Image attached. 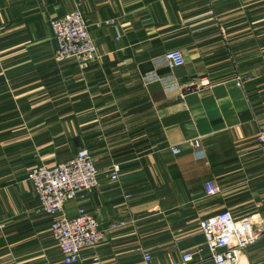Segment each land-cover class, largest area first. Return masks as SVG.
<instances>
[{
    "label": "crops",
    "instance_id": "1",
    "mask_svg": "<svg viewBox=\"0 0 264 264\" xmlns=\"http://www.w3.org/2000/svg\"><path fill=\"white\" fill-rule=\"evenodd\" d=\"M76 10L99 52L85 70L55 58L51 22ZM176 49L185 65L166 66ZM195 78L210 85L187 91ZM263 124L264 0H0V264H65L28 174L81 148L100 185L64 211L85 206L105 239L76 264H169L188 250L200 251L190 264H215L199 223L224 211L260 234L241 264H264Z\"/></svg>",
    "mask_w": 264,
    "mask_h": 264
},
{
    "label": "built area",
    "instance_id": "2",
    "mask_svg": "<svg viewBox=\"0 0 264 264\" xmlns=\"http://www.w3.org/2000/svg\"><path fill=\"white\" fill-rule=\"evenodd\" d=\"M51 26L57 42L56 61L75 60L79 68L85 70L98 60L99 52L91 34V25L82 11L76 10L56 18L52 20ZM164 60L168 67L185 65L184 55L178 49L168 51ZM236 84L244 86L242 76L236 77ZM208 85V80L195 78L186 84L185 89L194 91ZM256 140L264 156V124L261 125ZM189 144L198 148L200 139L189 141ZM171 151L179 154L182 148L172 145ZM120 172V164H113L111 179L118 180ZM28 179L32 183L40 209L54 216L51 224L52 236L63 254L64 263H80L85 248L97 246L105 239V231L101 228L99 220L85 206H80L75 216H69L64 211L67 202L87 196L100 185L98 169L91 152L87 148H81L72 158L55 166H35L30 170ZM205 190L208 196L221 193L220 186L211 181L205 184ZM199 226L210 258L215 264H241L245 250L260 237L255 231L251 217H235L230 211L207 217L200 221ZM199 252L185 251L179 262L169 264H190ZM94 258L98 260L97 256ZM150 259L151 256L146 254L143 264Z\"/></svg>",
    "mask_w": 264,
    "mask_h": 264
}]
</instances>
